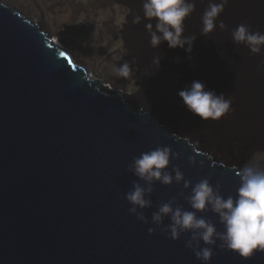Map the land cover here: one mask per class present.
<instances>
[{"label":"water","instance_id":"water-1","mask_svg":"<svg viewBox=\"0 0 264 264\" xmlns=\"http://www.w3.org/2000/svg\"><path fill=\"white\" fill-rule=\"evenodd\" d=\"M12 12L0 5V264H201L186 236L170 239L151 222L162 201L176 197L188 208L179 193L190 190L157 182L145 224L129 211L126 193L137 178L128 166L168 146L186 179L219 181L225 196L238 187L236 169L179 144L121 95L100 93L96 82L91 88L37 25ZM204 215L223 231L218 217ZM215 251L212 264H264V254L244 260Z\"/></svg>","mask_w":264,"mask_h":264},{"label":"bare ground","instance_id":"bare-ground-1","mask_svg":"<svg viewBox=\"0 0 264 264\" xmlns=\"http://www.w3.org/2000/svg\"><path fill=\"white\" fill-rule=\"evenodd\" d=\"M208 3L195 0V11L186 21L184 35L197 37L189 59L185 49L169 48L167 42L159 49L150 46L142 0H61L54 7L29 0L24 11L46 24L68 52L54 43L41 25L0 0L13 15L32 27L37 25V31L46 35L48 47L66 53L70 63L86 73L91 88L96 82L100 93L121 95L133 113L147 114L158 127L164 126L181 139L179 144L187 140L213 164L234 168L238 174L254 151L264 150V46L253 53L244 45H235L231 33L242 22L253 32L264 33V0H229L218 19L225 27L217 26L205 37L201 17ZM136 16L141 17L139 23H133ZM156 57H161L159 69ZM123 63L129 64L128 78L139 88L131 99L123 95L125 88H118L111 71ZM85 65L106 72L109 87L88 73ZM193 81L204 83L217 94L235 97V112L220 121H204L191 113L178 93Z\"/></svg>","mask_w":264,"mask_h":264},{"label":"clouds","instance_id":"clouds-1","mask_svg":"<svg viewBox=\"0 0 264 264\" xmlns=\"http://www.w3.org/2000/svg\"><path fill=\"white\" fill-rule=\"evenodd\" d=\"M228 3L229 0H209L201 17L202 35L207 37L217 26L221 29L225 27L223 21L218 23V19ZM195 7V0H142L150 46L159 49L163 42H167L169 48L185 49L191 59L197 37L184 33L186 21ZM140 21V16L133 19V23ZM231 36L235 45H244L253 53L260 52L264 46V33L253 32L251 26L244 22L232 30ZM154 59L159 69L161 57ZM111 71L118 77H128L130 67L128 63H123L113 66ZM178 95L187 109L204 121H220L235 112V97L208 90L200 81H193ZM173 157L180 159V154L163 145L133 157L127 169L137 178L126 193V199L132 205L130 213L148 224L143 210L153 207L151 196L154 185L157 182L165 186L182 183L184 190L190 191H181L179 196L189 207L185 208L173 197L167 202L162 201L158 210L152 213L151 222L163 234L173 240L186 236L185 247L193 251L201 264H212L217 248L233 252L244 260L264 254V150L252 153L237 174L235 194L227 196L222 193L221 183L218 181L214 185L208 177L193 185L178 165H172ZM189 160L195 164L194 159L190 157ZM206 213L218 217L223 231L218 230L216 223L204 215ZM166 218L170 220L167 225L164 223ZM148 231L150 235L155 234L156 228H149Z\"/></svg>","mask_w":264,"mask_h":264},{"label":"rangeland","instance_id":"rangeland-1","mask_svg":"<svg viewBox=\"0 0 264 264\" xmlns=\"http://www.w3.org/2000/svg\"><path fill=\"white\" fill-rule=\"evenodd\" d=\"M9 5H11V7L15 8L16 10L21 11L22 13L25 14L26 18H28L29 20L35 22L36 24L41 25L47 32V34L50 36V38L53 40L54 43H56L57 45L61 46L63 49H65L67 52L69 51L68 48L66 46H64L62 43H58L56 40H58V37H56V35H54L53 33H51V30L48 28V26L46 24H42L39 20L36 19V17L32 14H28L27 12L24 11V6L27 5V3L29 2V0H11L12 2H7L6 0H1ZM28 1V2H27ZM39 2L41 1V5L43 6V1L46 2V5H49L51 7H54L59 1L61 0H38ZM85 69L87 70L88 73L92 74L93 77L98 80L99 82H101L104 86L109 87V84L106 83V78H107V73L102 71V70H98L95 66L93 65H85L84 66ZM116 79L118 81V88H125V92L123 93V95L125 97H129L131 99V97L135 96L136 94H138L139 92V88L137 85H134L130 82L128 77H118L116 76ZM108 90L112 91V92H121L118 91L116 89L113 88H109ZM229 162V161H228Z\"/></svg>","mask_w":264,"mask_h":264},{"label":"snow or ice","instance_id":"snow-or-ice-1","mask_svg":"<svg viewBox=\"0 0 264 264\" xmlns=\"http://www.w3.org/2000/svg\"><path fill=\"white\" fill-rule=\"evenodd\" d=\"M60 55H61V56H65V55H66V53H63V52H62V53H60Z\"/></svg>","mask_w":264,"mask_h":264}]
</instances>
